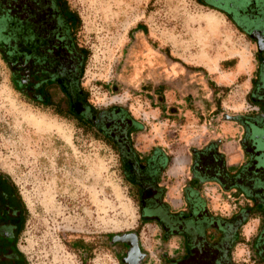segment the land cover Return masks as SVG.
I'll use <instances>...</instances> for the list:
<instances>
[{
	"label": "rangeland",
	"instance_id": "obj_1",
	"mask_svg": "<svg viewBox=\"0 0 264 264\" xmlns=\"http://www.w3.org/2000/svg\"><path fill=\"white\" fill-rule=\"evenodd\" d=\"M67 1L80 18L78 40L89 51L82 85L93 104L121 103L137 114L159 82L160 91L169 89L174 77L201 69L218 82L219 122L251 112L255 45L219 10L196 0ZM230 1L238 11L246 5ZM145 129L133 135L140 153L148 144ZM178 129L169 128L163 146L170 155L164 197L173 209L183 203L192 164ZM0 172L24 207L15 239L24 264H168L182 254L179 237L162 240L158 225L140 220L115 153L71 120L25 100L1 59ZM211 186L201 192L217 214L248 204L235 191L219 196V185ZM260 220L255 210L242 224L231 252L236 262L263 264L252 261L250 249Z\"/></svg>",
	"mask_w": 264,
	"mask_h": 264
},
{
	"label": "trees",
	"instance_id": "obj_2",
	"mask_svg": "<svg viewBox=\"0 0 264 264\" xmlns=\"http://www.w3.org/2000/svg\"><path fill=\"white\" fill-rule=\"evenodd\" d=\"M216 10L235 23L232 15ZM80 25L67 0H0V59L8 69L12 88L28 102L71 120L115 153L119 174L136 201L140 220L158 225L162 240L181 239L182 254L168 259V264H242L233 260L231 252L240 240L242 224L255 210L261 220L251 241V259L264 264V170L254 171L247 165L245 170L229 174L216 142L191 148L190 176L181 188L183 206L173 209L164 197L170 155L159 145L138 152L133 135L145 129L142 120L125 104H93L82 85L89 51L78 40ZM208 153L215 157L212 162L216 165L211 168L219 171L216 178L204 176L193 165ZM205 180H213L222 190L234 189L248 204L229 216L213 212L201 192ZM3 200L15 207V242L24 207L14 183L0 172V203ZM16 252L15 264H24L21 253Z\"/></svg>",
	"mask_w": 264,
	"mask_h": 264
},
{
	"label": "crops",
	"instance_id": "obj_3",
	"mask_svg": "<svg viewBox=\"0 0 264 264\" xmlns=\"http://www.w3.org/2000/svg\"><path fill=\"white\" fill-rule=\"evenodd\" d=\"M208 73V70H188L185 76L174 77V85L169 86V89L163 88L162 91H160L162 83L159 82L155 89L156 94L148 97L147 108L137 110V114H133L131 110L130 112L134 117L142 120L145 131L149 128L148 133L141 135L148 143L142 153L153 145L163 147L169 128L172 127L173 131L181 128L178 129L181 133L177 138L181 142L180 148L200 149L209 142H216L217 150L223 156L225 170L229 174H234L243 160L240 144L242 125L236 119L238 114L231 115L220 122L217 120L216 117L220 114L217 105L218 82ZM141 133L144 132L140 131L137 134ZM212 182L216 183L213 180H205L201 186L212 187ZM230 191L234 189L221 190L219 196ZM182 206L183 203L180 202L177 209ZM210 209L212 210V205Z\"/></svg>",
	"mask_w": 264,
	"mask_h": 264
},
{
	"label": "flooded vegetation",
	"instance_id": "obj_4",
	"mask_svg": "<svg viewBox=\"0 0 264 264\" xmlns=\"http://www.w3.org/2000/svg\"><path fill=\"white\" fill-rule=\"evenodd\" d=\"M200 1L206 6L224 10L232 15L234 25L237 28L240 26L255 45L256 66L253 68L249 89L251 112L248 116L238 115L236 118L242 125L240 144L243 155L237 171L245 170L247 165L254 171L264 170V0H245L246 5L242 11L232 7L229 0ZM214 159V155L208 153L206 158L200 157L193 165H198L204 176L216 178L219 171L215 167L211 168V165H216L212 162ZM6 201L0 203V264H15V260L19 258L14 242L15 207Z\"/></svg>",
	"mask_w": 264,
	"mask_h": 264
}]
</instances>
